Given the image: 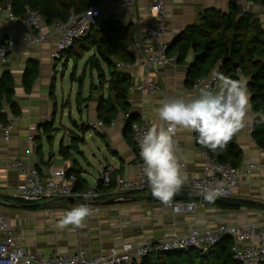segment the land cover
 <instances>
[{
	"label": "crops",
	"instance_id": "crops-1",
	"mask_svg": "<svg viewBox=\"0 0 264 264\" xmlns=\"http://www.w3.org/2000/svg\"><path fill=\"white\" fill-rule=\"evenodd\" d=\"M236 3L243 11H252L260 19L264 29V10L259 5H250L240 0H166V18L168 32L164 40L169 44L193 25L198 18L208 10H221L228 12L230 3ZM151 0H138L134 8L123 9L120 6H105L104 11L111 14V18L121 21L125 25H133L136 34V42H143L147 33L158 20L153 19L148 11ZM7 13L1 12L0 31L6 30L11 38L18 37L16 25L7 22ZM102 25V24H101ZM100 25V26H101ZM98 26V27H100ZM50 34L48 42L32 48L18 49L11 57L10 62L0 65V82L6 74L12 79V96L4 94L0 97V116H3L6 124L13 126L11 141L6 143L0 139V213H2L12 230L20 237L21 246L32 255L49 257L54 253L72 254L79 249L87 250L94 256H99L109 249H120L127 243L137 245L156 243L164 237L172 235H185L194 229H211L221 224L240 226L247 224L258 225L264 229V210L242 203L237 207L225 208L222 202L198 201V207L193 213L174 214L173 211L162 204L158 199L135 194L126 200H117L109 191L102 192V196L92 201L91 204L98 208L97 213H91L82 228L66 229L57 227L58 221L63 215L80 205H86L82 201L73 199H54L39 203H28L17 197V190L25 185V175L22 170L15 169L12 164L15 160H22L27 166L39 170L43 178L47 179L58 171H78L80 183L78 191H86L97 184L105 168L113 169L112 179H134L139 173L141 157L135 147L133 134L125 131L126 120L130 115H136L139 121L142 115L152 119L155 124H161L157 109L161 101L169 97L194 96L192 85L187 83V74L192 65L195 54L190 53L186 62L179 64L175 56L165 69L152 73L150 76L160 85L161 92L155 97L133 94V103L129 104L128 114L118 112L112 126L106 129H89L88 121L101 120L99 117V100L107 98L108 85L102 84L99 74L91 72V81L86 85V77L83 80L82 97L85 103L77 111L81 125L70 117L74 128L83 133V147L89 148L96 161L99 162L96 178L85 170L78 159L73 155V149L86 157L83 147L67 145L68 128L60 123L56 128L57 104L54 102L55 82L57 79V65L59 62L53 59L55 47L58 41L54 28L49 27L45 31ZM135 61L129 71L123 75L131 84L139 83L147 75L143 67L144 56L141 52L133 50ZM94 52L87 53L76 62V67L84 61V70L88 60ZM70 61L65 59L68 67ZM31 62L38 65V77L30 89L24 82L25 72ZM105 81L110 79L107 67L104 65ZM89 69V68H88ZM87 73V70H86ZM247 80V88L249 79ZM74 80L77 78L74 77ZM95 86V87H94ZM249 91V89H248ZM250 103H251V92ZM78 97V95H77ZM77 101V98H76ZM255 112L252 109L247 113L245 127L233 137L235 144L242 151V163L239 169L243 172L252 168L249 175L245 176L239 186L234 190L233 197L246 199L264 204V150L261 149L253 138L256 123ZM85 118V119H84ZM84 127V128H83ZM62 139L58 148L49 146L48 142L61 135ZM72 133V131H70ZM90 132V134H88ZM58 133V134H57ZM73 134V133H72ZM34 138L31 140V138ZM70 137V136H69ZM92 143H87L88 139ZM75 138H72V140ZM99 140L105 144L99 147ZM69 142V141H68ZM175 151L181 163L186 164L183 169L187 173L186 184L206 171L205 160L201 148L197 146L195 132L178 129L174 137ZM66 150V156L61 152ZM92 166L91 163H89ZM116 184V183H115ZM185 190V189H184ZM241 248L258 246V238L248 242H235Z\"/></svg>",
	"mask_w": 264,
	"mask_h": 264
},
{
	"label": "built area",
	"instance_id": "built-area-1",
	"mask_svg": "<svg viewBox=\"0 0 264 264\" xmlns=\"http://www.w3.org/2000/svg\"><path fill=\"white\" fill-rule=\"evenodd\" d=\"M137 1L100 0L99 5L82 13L72 11L66 21L57 22L52 26L55 35L58 37L53 59L61 61L63 54L70 50L76 41L86 36L92 27H98L104 21L111 19V14L103 10L105 6L117 5L123 9H130L136 6ZM165 2L166 0H151L148 11L153 19L158 20V24L150 28L143 42H136L133 46V50L141 52L144 56L143 67L147 75L139 83L131 84L128 97L129 104L133 103V94L135 93L152 97L158 95L161 92V87L150 74L165 69L174 61L168 55L169 45L164 40L168 32V26L165 22ZM247 3L253 5V3ZM1 12L7 13L6 20L8 23L16 25L18 37L14 39L9 36L6 30L0 31V49L5 50L3 54H0V65L10 62L12 54L18 49L32 48L48 42L50 34L45 32L48 26L39 12L29 9L23 17L16 16L10 4H7L4 9L0 8ZM117 67L121 72H125L129 71L133 65L118 62ZM215 83L216 77L213 76V73L198 79L192 86L194 96L199 94L201 88H209L214 91ZM254 115L256 119L262 117L259 112H255ZM154 124L155 122L146 115H142L139 121L133 123V141L138 153H140L139 140L143 132ZM114 125L115 123H112V126ZM86 126L89 129L107 128L102 120L88 121ZM12 133L13 126L0 121V139L6 143L10 142ZM33 139L32 137L31 140ZM201 152L205 160L206 171L202 176L189 181L183 189L198 192L211 184L218 188L220 192L218 197H233L234 190L243 178L250 174L252 168L242 172L230 163H221L205 149H201ZM12 167L22 170L25 175L26 183L17 190V197L28 203L54 199H73L84 202L91 209V213H97L98 208L93 206L91 202L102 196V192L99 190L100 185L107 189L112 185L113 169L110 167L103 170L101 179L97 184L81 192L76 189L77 176L69 174L65 170L58 171L45 179L37 168L27 166L22 160H15ZM138 167L139 173L136 178H118L116 186L110 189L109 192L117 200H126L135 194L148 196L151 189L143 173L142 160ZM165 206L171 209L174 214L193 213L198 207V202L196 200H173L171 205ZM225 236L232 237L236 243H244L258 238L260 240L258 246L241 248L235 244L233 252L235 260L240 264L261 263L264 258V229L254 224L240 226L221 224L211 229H194L185 235L176 234L164 237L156 243L141 245L127 243L120 249L112 248L99 256H94L87 250L79 249L72 254L54 253L49 257H41L29 254L21 246L20 237L9 229L6 217L0 213V264H133L135 261L156 252H188L192 249L208 252Z\"/></svg>",
	"mask_w": 264,
	"mask_h": 264
},
{
	"label": "trees",
	"instance_id": "trees-1",
	"mask_svg": "<svg viewBox=\"0 0 264 264\" xmlns=\"http://www.w3.org/2000/svg\"><path fill=\"white\" fill-rule=\"evenodd\" d=\"M259 5L264 10V0H240ZM7 4L11 5L16 16L23 17L27 11L39 12L46 21L47 26L52 27L57 22L66 21L72 11L82 13L93 6L99 5L100 0H0V8L4 9ZM236 3H230L228 12L221 10H208L185 31L179 34L168 46V55L175 56L179 64L185 63L189 54H195V59L187 74V83H194L217 71L232 79L241 76L249 79L248 89L251 92V105L254 112H259L262 117L255 123L253 138L257 145L264 150V29L258 15L252 11L238 10ZM1 17V13H0ZM136 43V34L133 25H125L121 21L111 18L104 21L100 27H92L88 34L76 41L74 46L63 54V60L78 62L87 53L94 52L79 78L81 85L90 68L96 71L102 79L101 85H108L109 96L99 100V118L106 125H110L118 116V112L128 114V97L131 82L118 67V62L133 63L135 56L133 46ZM58 61V62H61ZM107 67L110 79L105 81ZM38 65L31 62L25 72L24 82L30 89L38 77ZM12 79L6 74L0 82V97L6 94L12 96ZM219 80L216 78L214 91L217 90ZM95 87V86H94ZM82 89H79L77 104L79 109L85 103L82 97ZM54 95V92L52 93ZM136 115H130L125 124V131L132 133V125L137 122ZM1 122H6L0 116ZM84 128V127H83ZM197 137V133H195ZM197 143V140H196ZM221 163H230L239 168L242 163V151L235 144V138L228 142L222 150L212 152ZM61 152L66 156V150ZM78 178V171H69ZM116 182L112 179L110 188L100 185L99 190L106 192L115 187ZM78 191V190H77ZM225 208L237 207V204L222 203ZM235 241L232 237L225 236L217 245L208 252L192 249L188 252H156L151 253L133 264H240L234 258L233 249ZM260 264H264V258Z\"/></svg>",
	"mask_w": 264,
	"mask_h": 264
},
{
	"label": "clouds",
	"instance_id": "clouds-1",
	"mask_svg": "<svg viewBox=\"0 0 264 264\" xmlns=\"http://www.w3.org/2000/svg\"><path fill=\"white\" fill-rule=\"evenodd\" d=\"M4 51L0 49V54ZM213 76L219 80L215 91L201 88L196 96L163 99L157 109L162 123L149 127L139 140V155L151 195L164 205H171L188 179L183 171L186 164L180 162L175 151L174 137L178 129L197 133V143L216 152L222 151L245 127L251 108L247 80L243 76L232 79L217 71H213ZM195 195L213 203L220 192L209 184ZM90 215L91 209L82 204L67 211L57 227L62 230L69 225L82 228Z\"/></svg>",
	"mask_w": 264,
	"mask_h": 264
},
{
	"label": "rangeland",
	"instance_id": "rangeland-1",
	"mask_svg": "<svg viewBox=\"0 0 264 264\" xmlns=\"http://www.w3.org/2000/svg\"><path fill=\"white\" fill-rule=\"evenodd\" d=\"M59 67L57 65V79L55 82V93H54V102L57 104V115H56V128L60 127V123L63 120V124L68 128V135H67V145L68 144H74V146L77 147H83V142L80 141L81 138H83V133L78 128H74L72 125V122L70 121V117L77 121L79 125L83 124L82 119H80L78 111H77V104H76V98L79 92V88L81 85V81L79 78L82 76L84 72V61L76 67V61L72 60L70 61L68 67L65 65V60L58 63ZM91 70L90 68L87 69V73L85 75L86 77V85L91 81ZM76 77L77 79L74 80L73 78ZM90 84V83H89ZM85 119V118H84ZM63 130H61L59 133L61 135H57L55 139L48 142L49 146H54L58 148V144H60V141L62 139ZM58 134V133H57ZM90 134V132L88 133ZM70 136V137H69ZM72 138H75V140ZM69 141V142H68ZM92 139L89 138L87 143H92ZM99 147H104L105 144L102 140H99L98 143ZM83 150L86 152V157L89 158L92 166L89 165L88 159L85 158L82 154L77 153L75 149H73V155L78 159L81 166L90 172L92 176L96 178L97 171L94 169V167L97 168V165L99 164L98 161H96L91 153V150L87 147H83ZM45 202V201H44Z\"/></svg>",
	"mask_w": 264,
	"mask_h": 264
},
{
	"label": "water",
	"instance_id": "water-1",
	"mask_svg": "<svg viewBox=\"0 0 264 264\" xmlns=\"http://www.w3.org/2000/svg\"><path fill=\"white\" fill-rule=\"evenodd\" d=\"M238 10L240 13L243 12V8L241 6L238 7ZM191 193V195H190ZM196 192L191 191V190H184L182 189L180 193H178L175 197L174 200H183V201H189V200H198V201H205L202 196L195 195ZM148 197L151 199H155L151 195V190L148 193ZM157 200V199H155ZM207 202V201H205ZM214 202H222V203H242V204H251L254 205L262 210H264V204L263 203H258L254 201H249L246 199H238L234 197L226 198V197H217Z\"/></svg>",
	"mask_w": 264,
	"mask_h": 264
}]
</instances>
